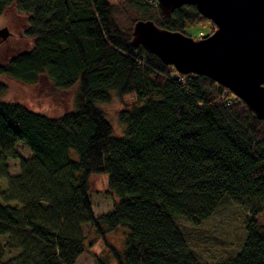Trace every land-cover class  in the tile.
Returning <instances> with one entry per match:
<instances>
[{
	"label": "trees",
	"instance_id": "16d2710c",
	"mask_svg": "<svg viewBox=\"0 0 264 264\" xmlns=\"http://www.w3.org/2000/svg\"><path fill=\"white\" fill-rule=\"evenodd\" d=\"M122 4L133 20L183 33L212 24L189 4L169 16L156 0ZM0 21L11 30L0 76L31 84L45 75L75 90L60 116L0 99V264H75L87 249L83 224L104 243L95 264H264V118L211 78L133 45V21L122 26L110 0H0ZM6 89L0 80V96ZM130 94L116 134L101 105ZM92 174H105L116 196L99 215ZM225 199L246 204L245 237L233 257L210 262L187 245L180 221L198 223ZM112 231L121 249L107 241Z\"/></svg>",
	"mask_w": 264,
	"mask_h": 264
},
{
	"label": "water",
	"instance_id": "95a60500",
	"mask_svg": "<svg viewBox=\"0 0 264 264\" xmlns=\"http://www.w3.org/2000/svg\"><path fill=\"white\" fill-rule=\"evenodd\" d=\"M162 16L183 5L214 25L211 33L192 37L137 19L131 43L142 46L179 73L207 76L264 118V0H156ZM9 35L0 27V39Z\"/></svg>",
	"mask_w": 264,
	"mask_h": 264
},
{
	"label": "rangeland",
	"instance_id": "374dc122",
	"mask_svg": "<svg viewBox=\"0 0 264 264\" xmlns=\"http://www.w3.org/2000/svg\"><path fill=\"white\" fill-rule=\"evenodd\" d=\"M110 1L115 4L116 17L122 26H128L130 21L135 22L133 19L137 18L138 15L133 10L126 8L122 4V0ZM3 26H6L10 35V28L0 21V27ZM213 29L214 25L212 27L209 22L190 24L185 26L184 33L192 37H198L202 33H211ZM210 30L212 31L210 32ZM20 31L22 32L21 29ZM16 33L19 34V30H15L14 34L16 35ZM3 40L5 39H0V44L4 42ZM0 80L7 85L6 91L0 96L1 100L20 102L31 110L43 112L50 116H60L73 108L74 87L59 90L53 86L50 79L45 75H40L36 82L31 84L22 83L3 75L0 76ZM134 98V94L125 95L122 99L112 95L109 102L101 105L116 134L122 132V127L117 121V111ZM15 148L24 157L31 155L27 146L21 141L16 143ZM7 163L10 173L18 172L17 159H9ZM89 188L90 200L95 215L110 211L113 208L116 196L107 192L105 174H92L89 177ZM246 216V204L225 199L207 218L198 223L181 220L180 228L187 245L194 248L202 259L214 262L233 257L238 252L245 237L244 224ZM81 231L85 236L87 249L77 258L75 264H95L93 254H103L104 243L99 237L95 236L88 224H83ZM106 239L119 249L123 246V237L120 231H112L106 234ZM15 255L16 252L10 250L7 258H14Z\"/></svg>",
	"mask_w": 264,
	"mask_h": 264
}]
</instances>
